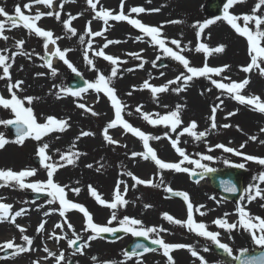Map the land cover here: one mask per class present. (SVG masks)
<instances>
[{
	"label": "rangeland",
	"instance_id": "rangeland-1",
	"mask_svg": "<svg viewBox=\"0 0 264 264\" xmlns=\"http://www.w3.org/2000/svg\"><path fill=\"white\" fill-rule=\"evenodd\" d=\"M212 1L151 0L149 2V0H125L124 11L128 13V10L133 6H142L145 9H160L158 12H153L152 14L149 12L139 15L132 13L131 18L139 19L151 26L163 25V35L169 41L177 39L181 41L182 48L186 46L187 50L182 54L190 60L191 66L202 67L205 63V57L204 53L195 52L198 41L195 35L196 29L193 25L197 21L203 22L205 19L222 15V0H219L220 8L214 13L208 10V6ZM26 2H29V0H0V6L5 7L9 13H13L16 4L22 5ZM100 2L102 3L97 5L98 9L103 6L107 9L113 8L114 12L120 11V0H108V2L100 0ZM254 2L255 0H247V3L238 4L229 11L232 14L250 13ZM54 4L55 10L61 12L63 19H67L68 15L71 14V5L74 6L73 14L71 15L81 14L78 16L77 21L83 24L78 34L71 36L70 33H66L64 29L60 28L58 21L54 17L44 16L37 22V25L45 30H51L54 33V37H61V39L57 40L56 46H59L61 50L71 49V51L66 53V58L73 64L80 75L89 82L95 80L97 72L86 64L83 51L87 44H80L79 36L85 35L86 42L91 39L92 45L89 50V58L93 60L96 69L105 76L109 75L112 67L110 62L93 55V51H98L106 39L89 37L85 34V27L88 21H91L90 28L92 31H98L105 27L102 24L103 21L99 20V24H97L96 20L92 19L94 13L86 4V0H75V3H67L62 9L59 7V0H54ZM37 10L47 12L53 9L46 8L43 5H34L31 13L34 14ZM260 14L264 15V13ZM171 20H180L182 23H167V21ZM238 23L242 25L243 21L240 20ZM115 24L117 27L108 24L107 29H112L110 30V39L118 40L122 42V45L114 46V52L110 48L106 54L119 57L121 61H126V63H119L117 65L118 69L132 62L134 65L144 62V69L142 68L143 73L137 72L136 79H122L121 74L118 72L117 77L113 78L112 86L117 90L120 100L127 106L123 112L124 118L134 127L141 129L145 133L162 137L160 140H151L149 142L150 146L156 150L158 157L166 162L179 161L180 158L174 149L171 148L169 141L163 138V134L169 132V135L175 139L176 133L170 132L163 125H149L140 117L139 113L135 112V108L142 105L143 112L163 115L175 109L176 105H183L181 116L184 123L182 127L187 126L190 121H196L198 127L194 131H208V135L202 140L197 141L185 134L181 136L178 146L184 148L191 159H200L197 153L212 156L213 160H201V163L216 170L232 167L229 164H225V160L230 161L231 164L244 163L245 168L243 169L246 174L243 180V189L250 184L258 183V181L253 180V177L260 171H264V168L254 162L245 161L242 156L226 153L223 149L216 148L215 145L223 144L247 155L264 157V145L259 143L260 140H264V132L260 131L261 128H264V114L250 110L248 106L240 105L226 95H221L220 90H217L209 80L203 77L194 78L189 83L186 91L178 94L168 91L157 95V98L153 99L150 90H140L143 82L147 80L153 86H161L184 71L183 67L169 57L166 58L172 61L170 67L163 69H157L156 66L153 67L152 61H157V55H161V58L165 57L158 49V46L150 45L148 42L149 38L143 36L138 29L133 28L126 21ZM71 27L74 26L71 25ZM75 29L77 28L75 27ZM4 34L9 39L7 41L0 39V49L7 48L9 54L18 51L15 48L16 40L23 39L25 41L22 51L28 55H18L15 58L13 67L10 69L13 82L16 80L24 81L22 85L23 91H20L18 95L20 97L32 96L36 98L31 105L26 103L25 106L33 108L41 123L44 122L47 116H53L57 119L67 120L70 127L63 133H51L41 142L27 139L23 146H18L14 143L7 144L4 149L0 150V169L20 171L22 169L37 168L38 174L35 177L28 178V182L46 180V171L40 165L36 166L32 163L38 157L36 155L38 144L48 143L50 145L47 151L52 156L53 161H59L60 153L76 151L82 154L76 159L75 164L60 168L54 174V179L61 185H68V189H66L67 198L72 202L84 205L92 214L95 223L99 225L107 224L110 210L95 202L88 192V185H92L101 194L103 199L110 201L113 199V190L117 181L123 180L131 186L133 183L131 178L121 174L124 171H131L137 177L144 180L152 179L157 184H160L162 178L163 184L159 188L145 185H137L134 189L129 187V191L125 196V199L129 203L119 209V218L128 216L140 220L144 227L166 229L167 231L159 233V236L165 242L190 245L201 256L205 257L208 264H218L221 261L210 250L211 241L193 232H189L186 227L169 223L162 218L163 213H168L176 219L182 221L186 219L187 209L183 200L164 191V186H170L173 190L187 192L194 206L204 205L201 211L205 212L206 215L200 216L199 213L194 212V219L197 222H204L208 226L209 231L219 232L220 241L228 244L234 254H238L239 250L243 248H247L249 251L253 249L261 250L253 244L251 236L242 229L229 233L218 228L212 221L228 213V222H236L238 216L235 209L238 203L244 204L247 210L254 216L264 218V208L261 207V204H264V200L257 198L251 203H248L246 199L243 201L239 199L236 203L228 202L214 191L207 182L199 184L192 182L188 173H176L171 170H165L160 175H157L158 169L152 162L144 161L140 157H131L133 151H143L142 142L132 136L131 133H120L114 129H109V135L119 141V144H107L103 139L102 132L106 124L114 118V110L111 108L107 97H103L101 94L92 96V93L95 91L91 89L82 93L80 97L66 94L62 90L67 88L69 78L75 73L57 57H52L53 67L57 70L55 76L51 74L48 68L42 66L44 60L41 57L47 58L45 57L42 38L29 34L22 27L6 31ZM137 36H141L142 41L136 40ZM199 42L207 44L210 48L221 44L226 45L223 53L210 54L207 57V64L212 67H219L224 64L230 65V70H226L222 75L228 76L231 80L237 82L242 81L248 76L250 83L242 94L245 96L259 95L261 99H264V78L260 77L257 72L246 74L240 70L241 66H246L250 62L245 38L237 35L226 22L218 21L208 29H205ZM56 46L49 45L48 48L51 47L54 50ZM167 46L178 51L175 45L168 43ZM141 49L144 51L141 52ZM128 53H139L143 61L134 59ZM29 56L31 57L30 59ZM37 73H44V75L38 76L36 75ZM161 73H164V75H161ZM213 78L217 80L221 79V77L217 76H213ZM169 87L173 88L176 85H170ZM209 88L211 89L210 92L207 91ZM129 92H132V95H127ZM0 95L10 98L5 80H0ZM57 95L61 98L57 99ZM217 96L223 99L224 104L221 105L216 114L217 129L209 131L211 107L219 103L216 99ZM159 97L162 98L158 99ZM79 103H84L87 108L93 109L99 115L92 116L90 112L80 109L77 107ZM164 105H167V107H164ZM235 110H238L236 115L225 118L228 112ZM128 112H132L133 114L128 115ZM10 118H12L10 110L0 108V119ZM223 124H229L231 127H220ZM237 125H239L242 131L237 130ZM82 131L91 132L94 135L77 139ZM0 132H3L6 138L13 139L5 132L3 125H0ZM252 135L258 137L257 141L253 142L248 139ZM245 141H247L246 146L240 149V144L245 143ZM73 143L75 144L74 148L72 147ZM209 148L212 150L209 151ZM89 164L92 165L91 168L87 167ZM182 166L194 169L198 173L203 172L202 169L195 168L194 165L187 162ZM260 187L264 188V183H261ZM72 188H79L81 190L79 195L71 192L70 189ZM31 192L30 189L21 190L18 187H0V198H2L0 202L11 204L13 206L11 209L13 213L21 208L27 209L24 215L17 217L15 223L26 229L24 234L33 239L32 247L35 249L16 256H9L8 258L0 257V264H33V261H39V264H55L53 258L44 259L47 253L44 251L39 252V239L34 237V229L37 228L42 220L46 221V231L43 232L44 234L50 232V236L52 233H55L57 236H65V239L58 242L55 239H53V242H47V248L51 252L57 255L61 251L64 252L65 260L62 264H69L70 260H75V264H109V262L110 264H137V257H132L130 260H126L124 257L125 248L135 238L131 234L125 233L115 242L101 240L100 238L95 239L90 242V247L84 249L83 255L79 253L73 254V247H69L67 243L68 239H75L72 235V229H68L67 225H64L63 230L54 227L57 223L63 224V218L59 216L58 211H52L48 216L44 215L50 209H58V203L48 205L45 203V200L33 203L26 197V194ZM212 197H215V199H212ZM146 204L151 205V207L145 208ZM38 205H42L43 207L38 208ZM66 216L74 226L75 232L82 237V240H87L89 233L83 232L84 221L82 214L76 210H70L66 213ZM111 226L117 227L118 224L114 221ZM150 235L152 238H155L156 234ZM12 239L17 244L25 245V242L21 239V232L14 224L8 222L0 223V243ZM205 247H208L209 251H203ZM36 252L40 254L39 259L35 258ZM170 255L174 257L175 264H182L180 261L182 258L191 260V264H200V261L196 257H193L187 248L183 249L181 255L175 254V250ZM92 257H96L97 259L92 260ZM139 259L141 260V264H166V258L162 255V250L143 254Z\"/></svg>",
	"mask_w": 264,
	"mask_h": 264
},
{
	"label": "snow or ice",
	"instance_id": "snow-or-ice-1",
	"mask_svg": "<svg viewBox=\"0 0 264 264\" xmlns=\"http://www.w3.org/2000/svg\"><path fill=\"white\" fill-rule=\"evenodd\" d=\"M75 3V0H59V7L62 9L67 3ZM151 2V0H149ZM247 3V0H222L223 12L222 15H217L213 18L205 19L203 22L197 21L193 25L196 29V38L197 45L195 47V52L204 53L205 63L202 67L191 66L190 60L186 58L182 53L187 50L186 46L181 47V41L177 39L168 40L167 37L163 35V25L151 26L143 23L141 20L136 18H131V14L135 13L137 15L145 12H158L160 9H145L142 6H133L128 10V13H125V0H120L119 12H114L111 9H107L101 6L99 9L97 5L100 4V0H86V4L90 7L91 11L94 13L93 20L103 21L105 27L99 31H92L90 28L91 21H88L85 27V34L89 37H101L104 35V32L107 31L108 22L116 21H126L133 28L138 29L143 36L149 38V43L152 46H158V49L162 52V55L169 57L172 60L178 62L184 69L180 72L174 79L167 81L161 86H153L147 80H145L141 86L140 90L148 89L151 92L153 99L157 98L158 93H166L172 91L174 93H180L187 90V87L194 78L203 77L206 80H209L211 84L217 89L220 90L221 95H226L232 100H235L240 105L248 106L250 110L264 114V99H261L259 95H249L245 96L242 92L245 90L246 86L250 83V78L246 76L242 81L231 80L228 76H223L222 74L226 70H230V65L224 64L219 67H212L207 64V57L212 53H223L225 51L226 45H218L214 48H210L207 44L201 43L200 38L202 33L205 32V29H208L211 25L217 23L218 21L226 22L231 29L235 31L237 35L246 39L247 42V54L250 58V62L246 66H241L240 70L244 73L257 72L258 75L264 78V0H255L253 6L251 7L250 13H241V14H232L229 10L238 4ZM34 5H43L46 8H52V11L41 12L37 10L34 14L31 13V9ZM28 13V14H26ZM81 15H68L67 19H63L60 11L55 10L54 0H29V2L21 4H16L14 6L13 13L6 11V8L0 6V39L7 41L9 37L4 33L6 31H11L18 27H22L27 30L29 34H34L36 37L43 39V47L45 49V57H41L44 60L42 66L48 68L51 71V74L55 76L57 70L53 67L52 57H57L62 61L72 72L80 75L77 69L73 64L66 58V53L71 51V49L61 50L57 45V40L61 37H54V33L51 30H45L37 25V22L40 21L44 16L54 17L56 21L61 22L63 29L66 33H70L71 36L77 35V30L74 27H71L73 20L77 19ZM242 20L243 24L241 25L238 21ZM170 24H179L182 23L180 20H171L167 21ZM210 35V34H209ZM136 40L142 41L141 36H137ZM80 44H87L83 51V57L87 65L91 67L92 70L97 72L96 78L93 82L85 81V86L83 88L72 90L69 88H64L62 91L66 94H70L73 97H80L82 93L87 92L88 90H94L96 93H103L110 102L111 108L114 110V118L110 120L103 129L102 135L104 141L109 145H118L119 141L115 140L111 135H109V129H115L117 126L123 129L124 133H131L132 136L138 138L142 142L143 151L131 153V157H140L144 161L152 162L155 167L158 169L157 175H160L165 170H171L176 173H188L189 176L199 175L203 178L201 173H197L194 169L183 167L182 165L187 162L188 164L194 165L195 168L203 170V173H212L216 169L208 167L206 164L201 163V160L211 161L213 157L210 155H203L197 153L200 156V159H191L186 153L185 149L178 146L181 136L187 134L191 136L194 140L200 141L208 135V131H194L198 125L196 121H190L187 126H183V120L181 116V110L184 107L183 105H176L175 109L161 115L159 113H147L142 111V105H139L135 108V112L140 114V117L146 121L149 125L157 126L163 125L169 129L170 132L176 133L175 139H173L169 132L163 134V138L167 139L170 143L172 149L180 158L178 162H166L158 157L156 150L150 146L151 140H160L161 136H154L147 134L141 129L134 127L130 122H128L124 116L123 112L127 107L117 95V90L112 86L113 78L118 75L119 63H126V61H121L119 57H114L113 55L106 54L104 49H106L110 44L120 43L118 40H106L103 46L98 51H93V55L96 57H101L103 60L110 62L111 72L109 75L105 76L102 72L96 69L95 64L92 59L89 58V50L91 49L92 40L89 39L85 41V35L79 36ZM170 43L175 45L177 50H174L172 47H168L167 44ZM25 41L23 39L16 40L15 48L18 51L11 52L7 48L0 49V80L6 81V89L10 98H5V96L0 95V108L5 110H10L12 118L10 119H0V125H3L5 128L14 130V139H8L5 137L3 132H0V150L4 149L5 146L9 143H14L18 146H23L27 139H32L37 142L44 140L46 136H49L54 132H65L70 127V124L65 119H57L53 116H47L44 119V122H39L34 110L30 106H25L27 103L31 105L33 100L36 99L32 96L20 97L18 93L23 91L22 85L24 81L16 80L13 82L11 77L10 69L13 67L15 58L18 55H28L22 51ZM49 45L56 46L54 50L49 53L47 51ZM144 50L141 49V52ZM134 59L143 61V58L139 53H128ZM31 57L29 56V59ZM161 59V55L156 56V60ZM143 63L139 64L137 67L143 68ZM153 67L156 66L155 61H152ZM132 71V69H127ZM36 75H44V73H37ZM164 75V73H161ZM213 76L221 77L220 80L214 79ZM228 81V82H224ZM170 85H176V87L170 88ZM135 90V86H134ZM211 91V89H207ZM127 95H132V92L127 93ZM61 97L57 95V99ZM216 99L219 103L214 104L211 107V115L209 120L211 121L209 131L217 129L218 125L216 123V114L220 109L221 105L224 104L223 99L220 96H217ZM77 107L84 109L87 112H90L92 116L99 115L91 108H87L84 103L77 104ZM167 107V105H164ZM238 110L230 111L227 113V117L236 115ZM132 112H128V115H132ZM155 117V118H154ZM220 127L228 128L231 127L229 124L220 125ZM238 131H242L239 128V125L236 126ZM179 129V131H178ZM261 132H264V128L260 129ZM94 135L91 132L82 131L77 139L80 137H86ZM249 140L255 142L258 137L255 135L249 136ZM245 143L240 144V149H243L246 146ZM260 144L264 145V140L259 141ZM50 145L48 143L38 144L36 155L39 158V165L46 171V180H33L28 182V178L35 177L38 174L37 168L31 169H22L20 171H14L12 169H0V187H11L19 188L21 190L30 189L33 193H43L46 194L47 199L45 203L48 205H53L58 203V209H50L49 212H45L44 215L48 216L52 211H58L59 216L63 218V224L57 223L54 225L55 228L63 230L64 225H67L68 229H72V235L75 239H68L67 243L69 247H74V253L84 254V249L90 247V242L102 238L101 234L116 232H123L125 234H131L133 237H143L145 240H149L152 245H156V248H149L144 244L136 243L131 252L125 251L124 257L126 260H130L132 257H137V264H141L139 257L143 253L155 252L157 250H162V255L166 258V264H175L174 257L170 255L174 250L184 249L191 253L193 257H196L200 264H208V261L205 257L201 256L195 249L190 245L180 244V243H167L160 236L159 233L167 231L163 228L157 227H144L142 222L138 219L124 216L123 218L118 217V211L120 208L125 207L129 201L125 199L129 191V187L136 188L137 185H145L149 187L159 188L163 184L161 178L160 184L154 183L152 179L144 180L137 177L131 171H124L121 174L127 175L131 178L133 183L129 186L123 180L117 181L114 190H113V199L108 201L102 198L101 194L92 186L88 185V192L91 197L94 198L95 202L103 207H106L110 210V217L105 225H99L94 222L92 214L88 209L78 203L72 202L67 198L68 185H61L59 182L55 181L54 174L63 167L67 165H73L76 162V159L82 153L76 151H70L68 153H60L59 161H53L51 155L48 154V149ZM72 147H75L73 143ZM216 148L223 149L226 153H232L236 156H242L245 161H251L257 165L264 168V157H258L254 155H247L237 149L232 147H226L223 144H216ZM212 149L209 148V151ZM58 151V150H57ZM63 162V163H61ZM225 164H229L232 167L243 169L245 168L244 163L231 164L230 161L225 160ZM87 167L91 168L92 165L89 164ZM99 170V169H98ZM253 180L258 181V183L250 184L248 187L243 189V194L241 195V201L247 200L248 203L259 198L264 200V188L260 187L261 183H264V171H260L256 176L253 177ZM223 185V190L227 193H236L237 187L235 184H232L228 181H221ZM122 186V190H121ZM71 192L79 195V188L70 189ZM164 191L171 193L175 197H179L183 200L186 205L187 214L185 220H179L174 218L168 213H163L162 218L169 223H173L182 227H186L189 232H193L200 237H204L207 240L211 241L213 245L219 250H221L227 257L231 260L236 261L237 264H264V251H260L256 255H249V250L243 248L239 250L238 255H233L232 248L226 244L222 243L219 239L220 233L209 231L208 226L204 222H197L194 219V212L199 213L200 216L206 215L205 212L201 211L204 208V205L194 206L191 202L190 196L187 192L173 190L170 186H164ZM2 199V198H0ZM215 199V197H212ZM34 203V202H33ZM11 204L0 202V223L8 222L14 224L15 227L21 232V239L25 242V245H20L15 242L14 239L8 240L0 243V251L9 253L10 255L16 256L18 254H23L35 250L33 245V239L28 235H25L26 229L19 224H16L15 221L17 217L24 215L27 212V209L21 208L14 213L11 211ZM38 208L43 207L38 205ZM151 207V205H145V208ZM261 207L264 208V204H261ZM70 210H76L83 216L84 227L83 232L89 233L87 240H82V237L78 235L74 226L69 222L66 213ZM235 212L238 216L236 222H228L227 216L228 213H225L224 216L218 217L212 221L214 225L218 228L223 229L226 232L231 233L234 230L242 229L244 232H247L251 236L253 244L264 250V218L260 216H254L251 214L246 206L242 203H238L235 209ZM117 222V227H112L113 222ZM46 221H41L36 229V232L39 234L46 231L45 228ZM150 234H156L155 238H152ZM50 239H55L57 242L65 239V236H57L55 233H52L49 236ZM82 241V242H81ZM140 249L142 252H138ZM44 252L47 253V256L44 257L45 260L48 258H53L55 264H62L65 260V254L63 251L57 255L54 252H51L47 247H44ZM203 251H209L208 247H205ZM92 260H96V257H92ZM33 264H39V261H33ZM110 264V262H109ZM218 264H223V262H218Z\"/></svg>",
	"mask_w": 264,
	"mask_h": 264
},
{
	"label": "water",
	"instance_id": "water-1",
	"mask_svg": "<svg viewBox=\"0 0 264 264\" xmlns=\"http://www.w3.org/2000/svg\"><path fill=\"white\" fill-rule=\"evenodd\" d=\"M164 63H161L160 66H164ZM78 87H81V83L77 84ZM7 130L9 131V133L14 136V130H10L7 128ZM203 178H201L199 175L196 176H192V179L195 181H200L204 178H208L210 180L211 186L217 190L222 197H224L227 200H232V201H236L239 196L242 193V178L244 176V172L240 169L237 168H231V169H224V170H220V171H215L212 173H203L202 174ZM221 181H228L231 182L232 184H235L237 187V192L236 193H227L223 190V185L221 184ZM32 198V200H37L38 198H43L45 197L44 195H39V194H33L30 196ZM121 235L120 232H116L114 234L111 233H104L101 234L102 237H105L109 240H116L118 239V237ZM136 243H141L146 245L149 248H156V245H152L149 241L145 240L144 238H137L134 243L132 245L129 246L128 248V252H131L132 247L136 244ZM214 251L216 253H218L219 255L221 254V251L219 249H217L216 247L213 248ZM138 252H142V250L138 249ZM7 253H3V256H7Z\"/></svg>",
	"mask_w": 264,
	"mask_h": 264
},
{
	"label": "bare ground",
	"instance_id": "bare-ground-1",
	"mask_svg": "<svg viewBox=\"0 0 264 264\" xmlns=\"http://www.w3.org/2000/svg\"><path fill=\"white\" fill-rule=\"evenodd\" d=\"M106 1L108 2V0H106ZM100 3H102V2H100ZM56 6H57V4H56ZM70 7H71L70 8L71 14H73L74 6L71 5ZM111 10L114 11L113 8ZM96 22H97V24H99V20H96ZM115 23H116V21L108 22L109 25H111L113 27H117V25ZM82 24L83 23L82 22L79 23L77 21V19H75V20L72 21L71 25L74 26V28L75 27L77 28L76 29L77 30V34L79 32V29H82ZM58 25L60 26L61 29H63V25H62L61 22H58ZM110 30H112V29H107V31L104 32V35L103 36L96 37V38H98V39L99 38H103V39H106V40H111L110 39V32H111ZM106 40H105V42H106ZM116 45L121 46L122 45V42L110 44L106 49H104V51L106 53H108L109 52V49L111 48V51L114 52L113 49H115L114 46H116ZM48 52L49 53L52 52V48L51 47L48 48ZM137 66L138 65H134V63L132 62V63H127V65H124L123 68L118 69V72L121 74V78L122 79H125V80H127L128 78L136 79L137 78V74H138L137 72H142L143 73V69H144V68L142 69L140 67H138V69H136ZM127 69H132V71H128ZM100 94L101 93H99V95ZM160 94H162V93H159L157 95H160ZM92 96H98V93L93 92L92 93ZM161 98L162 97H159L158 99H161ZM245 107H247V106H245ZM114 130L119 131L120 133H123V130L120 129L119 126H117ZM36 229H34V233H35V236L34 237L39 239V247H38V250H39V252H42L43 249H44V247H48L47 242H53V239H50L49 238L50 232H46L45 234L43 232H41V233L38 234L36 232ZM37 252L35 253V256H36L35 258L39 259L40 254H38ZM182 253H183V249L175 250V254L181 255ZM180 261H181L182 264H191V260H188L187 258H182V259H180Z\"/></svg>",
	"mask_w": 264,
	"mask_h": 264
}]
</instances>
